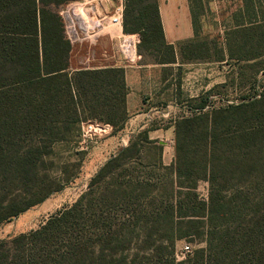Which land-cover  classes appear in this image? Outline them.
Instances as JSON below:
<instances>
[{
  "label": "trees",
  "instance_id": "obj_1",
  "mask_svg": "<svg viewBox=\"0 0 264 264\" xmlns=\"http://www.w3.org/2000/svg\"><path fill=\"white\" fill-rule=\"evenodd\" d=\"M71 1L76 0H0V226L45 202L65 186L47 182L48 175L42 174L46 172V158L53 152V145L78 143L83 121L109 124L116 133L128 119L124 69L70 70L71 45L57 9ZM259 4L264 5V0L260 3L247 0L244 14L236 15L235 28H230L235 31L230 33L231 37H241V45L252 47L253 52L247 51L248 57L242 54L248 61L264 58V50L258 49L264 45L261 31L264 16H258ZM125 6L123 31L140 36L138 51L157 60H174V50L164 38L157 0H127ZM195 18L192 17V22L197 32ZM236 31H243L242 35H235ZM206 52L207 44L198 42L192 44L188 54L199 60L205 59ZM261 97L209 112L204 111L207 101L202 100L197 114L176 122V156L168 166L162 162V145L149 140L147 131L139 133L127 148L99 169L86 193L74 204L50 217L39 229L12 241L27 244L23 264H46L45 260L53 264H100V258L105 264H113L115 260H106L101 242L105 236L110 238L116 232L118 235L120 227L126 228L130 219H136L133 226L143 219L145 223L151 222L147 236L170 245L187 238L205 242L206 247L196 250L193 258L178 264H210L213 238L221 228L209 220L223 208L225 198L215 195L218 185L215 162L224 163L231 176L242 170L240 159L231 157L241 154L244 159L251 150L232 147L234 139L229 137L231 130L264 117V94ZM146 147L155 149L158 157L140 166L153 173L133 177L123 170L119 185L123 192L121 196L114 195L110 190L114 184L109 181L112 170L122 169L135 157L140 161ZM201 181L210 184L207 202L197 193ZM223 182L222 188L227 187V179ZM163 189L168 193L163 195ZM139 198L143 199L145 209L134 207ZM116 201L124 206L122 216L128 221L112 219V205ZM83 213L87 220L83 219ZM87 221V229L92 230L89 238L81 226ZM160 221L164 223L155 227ZM100 228L101 235L97 234ZM141 228L133 230L137 238ZM163 230L164 233L157 234ZM58 243L61 249L57 251L54 245ZM40 244L46 255L42 249L38 256L29 252ZM120 261L127 264L125 259ZM167 264H175L174 259Z\"/></svg>",
  "mask_w": 264,
  "mask_h": 264
},
{
  "label": "rangeland",
  "instance_id": "obj_2",
  "mask_svg": "<svg viewBox=\"0 0 264 264\" xmlns=\"http://www.w3.org/2000/svg\"><path fill=\"white\" fill-rule=\"evenodd\" d=\"M191 4L192 15L196 17L198 31H205L207 34H211L210 37L217 36L216 31H230V28L234 25V20L230 19L231 15L236 13L240 7V3H221L220 0H191ZM258 7V16L263 17L264 5L259 4ZM175 21L176 19L173 17L168 22L173 23ZM242 32H237L235 35L240 36ZM256 47L257 45L254 46V51H256ZM226 48L227 53L232 55L227 62L222 64L227 71L225 74L227 84L223 87H216L214 99L210 103L212 109L209 111L248 103L264 94V58L251 61L244 60L243 55L248 57L250 52L247 51H252L250 45L244 47L241 44L234 43L229 44ZM258 49L263 52L264 45ZM214 50L217 57L220 52L217 50V45H215ZM261 99H263V96ZM88 121L96 120H86L82 123ZM82 123L80 124L78 143L53 145V152L46 158V172L42 174L46 173L48 175L47 182L64 184L63 189L53 193L45 202L30 208L11 222L0 226V242L2 243V246H0V264H23V258L27 256V244L25 246V242L14 243L12 241L39 229L50 217L65 207L74 204L81 195L86 193L93 176L110 159L106 153H104V156L101 155L102 149L99 146L103 139L113 131L112 126L110 125L112 130L109 134L83 141L81 137ZM241 135L245 136L238 138ZM229 138L234 139L231 142L232 147H241L244 151L251 150V153L244 156L245 160L241 154L239 157L236 154L232 155L231 158L240 159L243 165L242 170L232 176L224 163L215 162L217 164L215 172L218 177L215 195L219 199L221 196L225 198L223 208L213 213L212 220H209L213 225L221 228L213 238L209 261L210 264H264V117L261 120L248 121L241 125L239 129L231 130ZM175 148L176 136H174L173 142L165 143V159L171 161V163L175 160ZM194 149L192 148V151ZM157 154L155 149L146 147L143 150V155L140 156V161H137V157H135L136 161H127L122 169H113L109 180L114 184L110 188L111 192L114 195L119 194L121 196L123 189L120 190L119 185L123 179L121 175L125 172L123 170H127L126 173L133 177L138 174L142 176L143 172L146 174L153 173L152 170L143 169L140 165L154 162L158 157ZM244 162H246V166ZM154 173L163 174L164 172L154 171ZM219 177H222V179ZM224 179H227L228 186L222 188ZM221 188L223 192L220 190ZM142 191L144 192V189ZM161 192L165 195L168 190L163 189ZM197 193L202 200L209 201V182L201 181L198 184ZM138 202L134 204V207L145 209L146 205L143 199L139 198ZM120 204L116 201L112 205L111 216L114 222L124 221L125 219L128 221L127 218L124 219L122 216L124 206ZM82 216L83 219H88L85 213ZM135 220L130 219L126 228L121 229L120 227L118 235L116 232L110 238L106 236L103 238L102 248L106 249L103 250H105L104 255H107L106 260L108 262L111 258L115 260L113 264H123L120 261L121 259H125L127 264H167L173 258L174 263L178 264L187 262L194 257L196 250L206 247L205 242L192 241L191 238L175 241L173 245H170L169 242H162L158 238H150L146 233L148 227H152L151 222L145 223L143 219V222L133 226L132 223ZM101 221H103V218ZM163 223L164 221H160L155 227H160ZM86 224H88V221L84 225L81 224L83 226L82 231L89 238L92 237L90 234L92 230L87 229ZM137 226H143L139 230L140 237L138 238L136 234H133V230L136 231ZM162 233H164V230L157 234ZM97 234H102L101 228ZM186 246H189V252H185ZM54 248L57 251L61 249V243L54 245ZM41 249L43 254L46 255L45 247L41 244L33 248V251L29 250V252L38 256V254L41 255ZM53 259L57 260L56 257ZM60 259L58 258V261ZM44 262L53 264L46 260ZM98 262L105 264L101 258ZM59 264L65 263L60 262ZM109 264L111 263L109 262Z\"/></svg>",
  "mask_w": 264,
  "mask_h": 264
},
{
  "label": "crops",
  "instance_id": "obj_3",
  "mask_svg": "<svg viewBox=\"0 0 264 264\" xmlns=\"http://www.w3.org/2000/svg\"><path fill=\"white\" fill-rule=\"evenodd\" d=\"M101 1L102 7L98 6V12L103 16L111 13L118 3L117 0ZM262 1L253 0L255 3ZM157 2L164 38L166 44L174 50V60L161 61L152 55L139 52L141 59L135 64H130L118 51V34L114 29L107 28L94 41L71 46L70 70L75 72L121 68L125 71L128 119L122 130L116 133L112 131L100 143L102 156L104 153L109 155V158L116 156L122 149L127 148L139 133L147 131L149 140L162 145V162L168 166L171 161L165 159V143L173 142L176 122L197 114V107L202 100L207 101L204 111L209 112L212 109L210 103L214 99L216 87L227 84V71L222 65L230 58L226 46L229 42L240 44L241 37L232 38L230 33L233 31H216L215 37H210L211 34L205 31H194L190 0ZM220 2L240 3L238 11L231 15L230 19L233 21L236 15L244 14V3L247 0ZM173 17L176 21L168 22ZM232 27L235 28L234 25ZM198 42L207 44L206 59L202 61L188 54L192 44ZM215 45L220 51L217 57L214 54Z\"/></svg>",
  "mask_w": 264,
  "mask_h": 264
},
{
  "label": "built area",
  "instance_id": "obj_4",
  "mask_svg": "<svg viewBox=\"0 0 264 264\" xmlns=\"http://www.w3.org/2000/svg\"><path fill=\"white\" fill-rule=\"evenodd\" d=\"M113 11L106 16L98 12L102 7L101 0H85L84 2L68 3L59 9L63 21L64 33L71 46L97 39L107 28L114 29L118 34V51L130 64L141 59L138 51L140 36L126 34L123 31L124 10L127 0H117ZM112 130L110 125L98 121H88L81 125L83 141L92 140L107 135ZM189 252V246L185 247Z\"/></svg>",
  "mask_w": 264,
  "mask_h": 264
}]
</instances>
